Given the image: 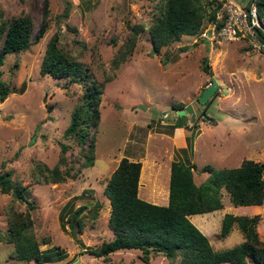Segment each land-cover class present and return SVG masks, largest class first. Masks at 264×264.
Masks as SVG:
<instances>
[{
  "label": "rangeland",
  "instance_id": "rangeland-1",
  "mask_svg": "<svg viewBox=\"0 0 264 264\" xmlns=\"http://www.w3.org/2000/svg\"><path fill=\"white\" fill-rule=\"evenodd\" d=\"M197 1L204 9L199 28L221 0ZM44 6L41 37L7 53L0 65V81L9 90L0 100V171L9 170L13 183L26 185L33 203L27 207L0 191V264H33L15 259L12 244L2 239L8 211L26 214L25 233L42 252L41 264H183L179 255L168 258L161 252L145 262L137 249H118L104 257L89 253L114 236L103 188L121 157L139 162L136 194L157 204L167 202L172 160L193 162L195 183L207 176L201 170L207 163L222 168L245 158L264 161V50L251 49L244 40L209 41L183 30L152 52L148 28L162 0H0V25L26 13L33 37ZM259 21L264 27V13ZM53 33L58 46L82 64L86 80L101 87L99 120L88 131L93 147L87 165L80 154L88 150L86 144L80 147L64 133L80 101L82 82L39 71ZM204 57L210 74L201 68ZM211 82L217 87L199 101V93ZM173 102L190 104L194 121L187 113L178 115ZM44 174L59 180L43 182ZM220 200L218 209L188 215L212 248L244 238L235 224L225 236L218 235L224 213L256 214L254 228L264 241V195L259 204L232 205L221 187Z\"/></svg>",
  "mask_w": 264,
  "mask_h": 264
},
{
  "label": "trees",
  "instance_id": "trees-1",
  "mask_svg": "<svg viewBox=\"0 0 264 264\" xmlns=\"http://www.w3.org/2000/svg\"><path fill=\"white\" fill-rule=\"evenodd\" d=\"M254 3L259 19L264 13V0H254ZM219 4L220 1H216L215 5H212L206 19H213ZM46 11L44 6L43 16L33 37H31V18L26 13L18 14L9 21L1 23L0 65L7 53L22 50L41 37L46 27ZM203 15V6L197 0H162L159 14L153 18L148 28L152 52H157L160 46L177 39L179 32L183 30L198 34L202 26L197 27ZM221 23L222 20L216 21V26ZM134 32H136L135 28ZM258 34L264 39V33L259 29ZM56 38V34L53 33L47 39L39 71L55 78L67 77L68 81L82 82L83 92L80 101L73 106L64 133L73 136L80 147L86 144L88 150L80 151V154H84L83 163L87 165L90 164L93 147V136L92 134L89 136L88 131L93 130L99 120L101 87L94 81L86 80L85 77L88 75L86 70L82 69V64L68 56L58 46ZM132 38L134 39V33ZM201 68L210 74L205 57ZM8 91L0 81V100ZM171 106L176 110L181 109L183 104L173 102ZM191 120L194 121V118ZM172 125L178 126V122ZM194 166L193 162H184L180 159L170 162L167 202L157 204L144 200L136 194L139 162L121 157L103 188L111 206L107 223L113 229L114 236L102 241L96 248H89L88 252L94 256L104 257L118 249H137L139 258L145 262L148 261L150 254L161 252L168 258L179 255L183 264L221 262L264 264V241L257 237L254 228L256 214L247 216L224 213L222 215L218 235L225 236L235 224L244 237L240 242L222 249L212 248L206 235L188 218L190 214L220 208L221 187L232 205L261 203L264 195V161L257 162L245 158L239 165L222 168H213L208 163L204 164L201 170L207 171L208 174L199 183L193 181L191 169ZM40 176L43 182L59 180L48 174ZM0 191L10 192L15 199L24 202L27 207H33L29 188L21 183H13L9 170L0 171ZM6 216L7 225L2 239L12 244V256L19 260H32L33 264H41L42 252H39L37 244L25 233L26 214L20 211H8ZM70 217H74V211Z\"/></svg>",
  "mask_w": 264,
  "mask_h": 264
},
{
  "label": "built area",
  "instance_id": "built-area-1",
  "mask_svg": "<svg viewBox=\"0 0 264 264\" xmlns=\"http://www.w3.org/2000/svg\"><path fill=\"white\" fill-rule=\"evenodd\" d=\"M218 20H222V23L217 27ZM258 29L264 33L254 0H248L242 5L234 0H221L213 19H207L197 36L209 41L218 38L228 41L244 40L251 49L264 50V39L258 34Z\"/></svg>",
  "mask_w": 264,
  "mask_h": 264
},
{
  "label": "water",
  "instance_id": "water-1",
  "mask_svg": "<svg viewBox=\"0 0 264 264\" xmlns=\"http://www.w3.org/2000/svg\"><path fill=\"white\" fill-rule=\"evenodd\" d=\"M217 87V84L215 82L209 83L207 86H205L201 92L198 95V100L199 101H204L211 93L212 91ZM141 108H144V105H139ZM175 112L178 115L181 114H189L190 117L192 118L194 115V111L192 109V106L190 104L183 105L181 109H176ZM153 113H156V111H153Z\"/></svg>",
  "mask_w": 264,
  "mask_h": 264
}]
</instances>
